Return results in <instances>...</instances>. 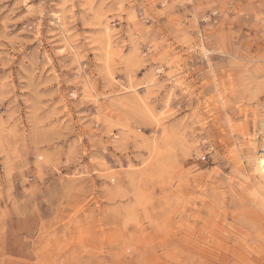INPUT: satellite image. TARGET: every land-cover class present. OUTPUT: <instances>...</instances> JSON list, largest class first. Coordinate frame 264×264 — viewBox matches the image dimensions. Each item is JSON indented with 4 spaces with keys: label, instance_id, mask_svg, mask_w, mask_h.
I'll return each mask as SVG.
<instances>
[{
    "label": "rangeland",
    "instance_id": "rangeland-1",
    "mask_svg": "<svg viewBox=\"0 0 264 264\" xmlns=\"http://www.w3.org/2000/svg\"><path fill=\"white\" fill-rule=\"evenodd\" d=\"M264 0H0V264H264Z\"/></svg>",
    "mask_w": 264,
    "mask_h": 264
},
{
    "label": "bare ground",
    "instance_id": "bare-ground-1",
    "mask_svg": "<svg viewBox=\"0 0 264 264\" xmlns=\"http://www.w3.org/2000/svg\"><path fill=\"white\" fill-rule=\"evenodd\" d=\"M260 159H261V161L264 163V150H263V152H262L261 155H260Z\"/></svg>",
    "mask_w": 264,
    "mask_h": 264
}]
</instances>
